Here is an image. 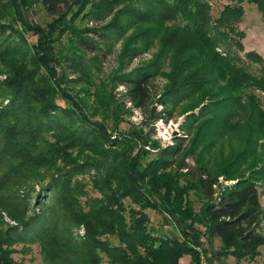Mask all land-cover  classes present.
Returning <instances> with one entry per match:
<instances>
[{
  "label": "trees",
  "instance_id": "obj_1",
  "mask_svg": "<svg viewBox=\"0 0 264 264\" xmlns=\"http://www.w3.org/2000/svg\"><path fill=\"white\" fill-rule=\"evenodd\" d=\"M214 1L0 0L12 22L0 20V63L19 64L10 65L13 72L0 80V205L18 221L0 234V264H16L15 246L33 242L42 244L48 264H101L100 251L110 263L179 264L190 255L193 264L204 259L215 264L218 258L199 250L202 233L193 222L203 224L208 237L220 239L237 259L259 256L264 244L259 231L264 102L255 90L264 92V74L246 68L235 48L243 49L239 40L244 33L238 27L244 17L242 3H256L264 16V0H230L217 16ZM36 2L53 17L48 29L27 18ZM129 26H140V31L129 38L123 52L127 63L111 79L124 91L116 99L97 81L92 96L104 103L108 119L119 102H131L156 121H169L187 104L185 112L192 113L184 116L171 143L155 145L153 154L145 147L148 138L135 127L122 130L115 124L110 135L104 122L88 118L84 99L60 91L63 77L57 65L62 61L52 52L58 43L72 48L74 54H65L63 66L82 76L89 72L84 55L104 59L113 42L127 36ZM29 30L39 35L34 45L24 35ZM156 38L161 40L156 59L132 67ZM168 65L175 80L158 95L155 79ZM61 97L70 103L67 107L58 103ZM206 100L198 113L193 111ZM149 129L154 135V125ZM167 170L177 175L161 183ZM85 173L94 176L104 198L88 195L86 183L76 178ZM178 176L206 199L200 212L185 202ZM47 177L49 199L40 214L28 216L20 186ZM149 179L151 187L165 189L161 197L168 203L175 232L147 225L145 209H159L141 196ZM123 197L140 202L141 209L125 212ZM81 225L85 237L77 243L72 230ZM106 234L116 235L120 244L103 240ZM60 241L66 249L58 247Z\"/></svg>",
  "mask_w": 264,
  "mask_h": 264
},
{
  "label": "rangeland",
  "instance_id": "obj_2",
  "mask_svg": "<svg viewBox=\"0 0 264 264\" xmlns=\"http://www.w3.org/2000/svg\"><path fill=\"white\" fill-rule=\"evenodd\" d=\"M227 2H230V0L214 1L212 9L213 14L217 16L219 10H221ZM242 4L245 9L244 17L238 27L244 33L243 38L239 40L241 41L243 49L235 48V51L241 56V59L243 60L241 63L246 68H248L254 74L261 76L264 74V16L256 3L245 1ZM40 7L41 6L37 2L34 3L30 13L27 14V18L29 21L38 23L41 26H45L43 28L48 29L49 24L53 22V17L47 15ZM113 17L109 18L106 22L110 21ZM9 19H11V17L9 18L8 11L0 6L1 22H7V24L9 22L12 24ZM86 23L88 25H96L91 21L89 23L86 21ZM16 25L18 28L22 27L20 22L16 23ZM139 31L140 26H129L127 36L121 40L113 42L112 52L109 53L104 59L98 58L94 54H90L88 56L84 55V58L88 64L89 72L87 71L82 76L74 74L71 69H67V67L64 68L63 66L65 54H74L72 48H67L63 45L59 46L58 43L52 46V52L55 58H59L62 61V65H57V73L59 77H63L62 81H60V86L58 85L60 91L64 90L63 93L72 99H76L78 101H82V99H84L85 103L82 109L87 113L88 118L92 121L102 123L104 122L105 125L110 127V135L113 134V129L111 126L114 127L115 124H120L122 130H127L129 127H135L137 131L148 138L149 142L145 147H147V149H149L153 154L157 151V147H154L155 145L160 144L162 147H165L171 143L172 134L174 131L179 129V124L183 121L184 116L192 113L191 111L185 112L187 109V104L179 107L178 113H175L176 117L170 119L169 121H165L163 119L156 121L153 117L150 119L149 113H146L144 110L135 107L131 102H119L112 113L113 115H111V119H108V117H106V110L103 108L104 103L96 101V99L92 96V94L95 92L94 86H97V81L105 83L108 86V90L112 91V94L117 96L116 99L118 98V95L120 96V93L124 91V86L116 85L115 81H111V79L120 70V68L125 66L127 63V60H124L123 58L124 49L128 44L129 38ZM24 35L32 44L37 41V38H39V35L34 34V30L26 31L24 32ZM160 41V39L156 38L153 45L150 46V50L135 58L131 63V66L133 67L147 64L154 61L156 59L155 57H157L161 50ZM61 43H65V41L63 40ZM131 43L132 42H130L129 45H132ZM217 50L223 52L222 47H218ZM250 53H255V59L251 56H248ZM76 55L79 54L76 53ZM10 65L13 66L19 64H13V62H11L10 64L3 65L0 63V80H4L10 72H13L10 69ZM174 80L175 76L173 75L172 66L168 65L167 68L164 69L162 73L155 79V84L159 87L158 95H160L167 87L171 86ZM255 91L261 101L264 102V92L260 91V89H256ZM196 101L197 100L190 102L195 103ZM58 103L62 107H67L68 104H70L64 97L58 99ZM206 103H208V100H206L202 105H200V107L198 106V108L193 111L198 113L200 108L205 106ZM162 108L163 107H159L158 109L161 110ZM150 123L154 125V135L149 129ZM113 137H115V135ZM175 171L176 170H167L166 173L168 174L166 176L163 175L164 177L162 176L163 178L161 183L164 179H167L170 176L175 177L177 175ZM92 172H94V170ZM76 178L86 183L85 189L88 190V195L92 196L93 198H104V193L96 186V181L94 176L92 177V174H79L76 176ZM176 180V183L183 187V191L185 192V202L192 203L195 208L194 211L200 212V209L205 203L206 199L201 196V193L197 189L192 188L193 186L188 180L183 179V177L180 176H178ZM147 181L149 182H147L146 185L144 182L141 184L143 187L144 185L146 186L144 187L145 189L141 196H144L146 199L151 201L156 208H159L145 209L144 212L148 220V227L162 230L164 233H169V231L175 232L173 220L166 210L168 203L161 197V195L166 193L165 189L160 187L161 190L159 191L158 187H151L153 180L149 179ZM220 181L225 182V178L221 176ZM50 183L51 178L47 177L45 179H31L27 183L25 182L20 186L19 194L21 198L25 199L24 202L26 203L28 216L40 214L42 212L45 201L49 199L47 196V194L49 195V192H47L45 187L49 186ZM259 190L261 192L263 210V217L259 231L264 234V182L260 184ZM106 196L103 203L106 202ZM121 200L126 207L125 212H128V208L137 210L141 209V207L139 208L140 202L137 203L130 197H123ZM166 216H168L170 221H166ZM193 223L194 226L202 233L199 240L201 245L199 246V250L201 251V249L204 248L213 258H218L215 264H264V244L259 246L258 249L260 254L255 259L248 257L237 259L235 256L231 255L230 249L225 248L224 243L220 241V239H212L208 237V235L205 233L206 227L203 224H199L197 222ZM16 225H18V221L14 215H12L6 208L0 205V234L8 230L11 226ZM72 231L73 240L77 243H81L85 237V227L81 225L78 228H73ZM176 234L179 235L178 232ZM102 238L103 240H109L116 245L120 244L116 235L106 234L103 235ZM60 243L61 244H59L58 247L62 248L63 250L67 248L66 244L61 241ZM15 249H17V251L13 254V258L16 261V264H48L44 257L43 247L40 242H33L30 243V245L19 244L15 246ZM100 255L101 264H120L110 263L108 256L102 251H100ZM192 262V256L185 255L179 261V264H193ZM201 264H207L206 260H202Z\"/></svg>",
  "mask_w": 264,
  "mask_h": 264
}]
</instances>
